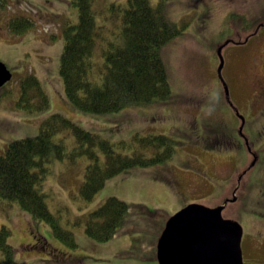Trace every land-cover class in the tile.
Returning <instances> with one entry per match:
<instances>
[{"label": "rangeland", "instance_id": "374dc122", "mask_svg": "<svg viewBox=\"0 0 264 264\" xmlns=\"http://www.w3.org/2000/svg\"><path fill=\"white\" fill-rule=\"evenodd\" d=\"M126 1L95 0L93 7L103 18L110 5L124 6ZM71 2L0 0V62L12 73L10 83L0 90V155L13 141L38 137L46 120L55 125L74 123L114 141H128L134 134H166L178 142L177 152L165 164L136 165L114 176L89 203L79 197L85 158L59 160L53 155L46 164V204L51 214L60 217L59 227L71 235L75 246L62 243L50 224L29 217L16 203L0 200V228L9 231L7 243L13 260L26 264H158L157 241L168 219L189 204L222 205L232 198L236 179L257 157L242 178L237 201L225 206L222 217L243 229V264H264V0H167L163 9L173 23H187L183 35L162 51L171 74L170 99L99 115L73 109L64 97L59 60L62 33L77 20ZM2 13L32 16L33 30L9 36L4 28L8 19H2ZM96 20L98 24L102 21L98 16ZM239 21L244 25L242 31ZM107 35L102 29L104 49ZM205 41H210L208 50ZM225 41L230 43L222 51V72L239 115L228 106L217 78L215 47ZM21 87L29 104L19 109L16 102ZM42 98L46 102L38 110L35 106ZM241 116L245 119L242 136ZM64 132L68 149L76 146V139ZM60 134L54 133L55 142L62 138ZM209 137L221 146L210 147ZM110 196L129 204V213L112 238L92 241L84 234V215ZM56 254L64 256L57 260Z\"/></svg>", "mask_w": 264, "mask_h": 264}, {"label": "trees", "instance_id": "16d2710c", "mask_svg": "<svg viewBox=\"0 0 264 264\" xmlns=\"http://www.w3.org/2000/svg\"><path fill=\"white\" fill-rule=\"evenodd\" d=\"M166 1L127 0L124 6L112 4L116 9L110 5L108 15L102 18L93 7L95 0H72L77 20L71 21L62 33L59 73L63 78L65 100L73 109L85 114H110L163 104L170 99L171 74L163 61L162 51L183 35L187 23H173L163 9ZM11 15L6 17L2 13L1 17L8 19L4 28L9 36H23L33 30L32 16ZM97 16L102 20L100 24ZM243 21L249 22L244 16ZM104 28L108 32L104 36L108 42L105 49L100 37ZM243 29L241 23V31ZM209 43L205 41L206 49ZM35 93L40 94L38 88ZM44 102V98L39 99L35 107L42 110ZM28 104L29 96L21 87L16 107L25 108ZM65 122L55 125L46 120L42 122L38 137L9 144L0 155V200L16 203L31 218L50 224L57 234L55 237L73 248V238L61 230L58 217L49 212L46 204L48 195L43 189L49 174L46 164L52 161L53 155L59 160L73 158L71 156L85 158L79 197L89 203L109 179L136 165L167 163L177 147L175 139L167 135L134 134L128 141H114ZM93 128L103 131L100 126ZM64 130L77 141L71 149L62 136ZM54 133L62 136L57 143ZM93 208L84 215L83 230L86 237L96 242L112 238L129 213V205L113 196ZM8 233L4 227L0 228V264H26L13 260L7 243ZM53 256L60 260L64 255Z\"/></svg>", "mask_w": 264, "mask_h": 264}, {"label": "water", "instance_id": "95a60500", "mask_svg": "<svg viewBox=\"0 0 264 264\" xmlns=\"http://www.w3.org/2000/svg\"><path fill=\"white\" fill-rule=\"evenodd\" d=\"M224 45L217 50L220 62L217 74L228 96L221 74ZM11 77V72L0 62V87ZM223 208L190 204L173 215L157 243L158 264H243L242 227L237 222L223 219Z\"/></svg>", "mask_w": 264, "mask_h": 264}, {"label": "flooded vegetation", "instance_id": "af4514ba", "mask_svg": "<svg viewBox=\"0 0 264 264\" xmlns=\"http://www.w3.org/2000/svg\"><path fill=\"white\" fill-rule=\"evenodd\" d=\"M236 60H238V59H236ZM260 84V83H259ZM264 87V86H263ZM260 91H261V88L259 87L258 88ZM232 110H235V109H232ZM243 123H245V119H244V122ZM239 134L242 136L243 135V132H242V134H241V132H240V129H239ZM218 142V141H217Z\"/></svg>", "mask_w": 264, "mask_h": 264}]
</instances>
